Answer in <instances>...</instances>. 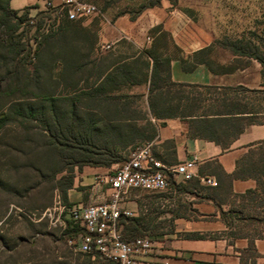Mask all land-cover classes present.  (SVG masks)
Returning a JSON list of instances; mask_svg holds the SVG:
<instances>
[{
    "label": "crops",
    "instance_id": "0c3cea01",
    "mask_svg": "<svg viewBox=\"0 0 264 264\" xmlns=\"http://www.w3.org/2000/svg\"><path fill=\"white\" fill-rule=\"evenodd\" d=\"M43 1L21 3L40 7ZM94 18L81 20L96 35L93 56L101 57V80L104 87L108 85L103 96L108 94L115 99H103L94 105L87 102L82 108L94 128L92 139L97 153L92 157L104 164L75 167L73 184L66 190L67 201L103 202L110 189L100 177L124 161L135 145L150 142L153 157L166 164L196 156L190 179L173 174L162 191L131 190L126 194L124 205L132 210L133 217L143 214L145 204L170 207L152 220L166 219L171 229L151 239V253L141 255L137 264H264V231L233 232L221 216L228 214L246 191L256 188L254 178L233 174L241 156L264 140V123L247 124L239 133L232 131L231 124L218 125L211 129L219 138L214 140L198 133L206 118L179 114L157 117L149 107L152 72L154 77L164 78L167 69L171 82L213 86L220 92L224 87L237 85L260 88L259 62L247 57L238 65L239 56L227 51L219 61L221 68L210 70L200 59L199 51L211 46L213 37L169 0H160L134 17L123 11L112 17ZM150 47L162 57L154 61L145 52ZM163 57H168V62L161 60ZM221 96L217 93L212 98L219 101ZM180 101L183 103V98ZM205 103L213 100L206 99ZM180 109L179 106L177 110ZM201 130L208 131L202 127ZM213 166H219L223 174L214 171ZM208 178L214 179L215 184L207 183ZM80 186L89 188L83 190ZM195 186L207 192L197 191ZM194 233L203 236L194 237Z\"/></svg>",
    "mask_w": 264,
    "mask_h": 264
},
{
    "label": "trees",
    "instance_id": "16d2710c",
    "mask_svg": "<svg viewBox=\"0 0 264 264\" xmlns=\"http://www.w3.org/2000/svg\"><path fill=\"white\" fill-rule=\"evenodd\" d=\"M159 2L160 0H150L129 14L134 17L144 8L157 5ZM53 11L55 15L52 24H48L47 27H39L41 24L39 22L34 24L38 30L42 28L38 31L40 37L36 41V47H19L15 37L11 35L16 26L9 25L18 9L11 8L10 0H0V49H6V52L11 54L12 63H9L8 73L0 78V95H6L8 98L15 92L20 94V97H13L11 101H7V110L0 113V127L5 125L7 120H17L18 117L24 124L35 123L34 126L43 138L41 143L43 157H54L51 159L54 163L60 161L62 165L60 164L54 172L67 170L70 173L61 194L63 201H67L66 190L73 184L74 168L104 164L97 160L98 158L92 157L97 153L92 139L94 128L92 120L87 122L82 108L87 102L91 105L101 104L103 99L110 101L115 97H109L108 94L103 96L108 85L104 87L101 80V57L96 59L93 56L95 32L83 26L80 18L69 19L65 14L60 15L56 9ZM46 17L50 19L51 15ZM251 34L257 38V44L250 39H235L230 43L229 50L234 55L253 58L259 62L262 77L260 88L237 85L224 87L219 92L213 86L171 82L165 69L164 78L154 77L153 72L151 74L149 84L151 112L157 117L179 114L206 118L207 120L201 121L198 133L210 136L214 140L219 138L211 129L218 125L228 127L231 124L232 131L239 133L247 124L264 123V32L263 35ZM212 45L199 53L205 54ZM145 52L154 61L162 57L152 47ZM33 58L35 63L30 64V69L27 65ZM163 58L161 60L168 62V57ZM200 59L210 70H215L205 57ZM19 73L22 78L19 77ZM217 93L222 95L219 101L212 98ZM181 98L183 103L180 101ZM206 99H212L213 103L206 104ZM179 106L181 109L177 110ZM226 115L232 118H226ZM201 127L208 131H202ZM262 157H264V140L254 144L241 156L233 176L240 178L249 176L255 179L256 186L260 185L261 166L264 165ZM249 168L253 169L252 173L248 172ZM213 169L221 170L219 166H213ZM250 192L253 190L246 191V193ZM224 221L229 224L225 219ZM66 223L67 231L69 227L76 226L70 220H66ZM119 223L122 234L127 238L144 234L148 226L142 215L121 216ZM192 236L203 235L194 233ZM81 254L97 262L103 259L98 255ZM108 262L111 264L110 261Z\"/></svg>",
    "mask_w": 264,
    "mask_h": 264
},
{
    "label": "rangeland",
    "instance_id": "374dc122",
    "mask_svg": "<svg viewBox=\"0 0 264 264\" xmlns=\"http://www.w3.org/2000/svg\"><path fill=\"white\" fill-rule=\"evenodd\" d=\"M81 1L95 5L96 13L78 17L91 21L95 19L94 17L103 18L104 15L112 17L123 11L134 12L150 0ZM169 1L176 4L192 21L204 27L213 37L212 47L199 57H205L216 70L221 68L219 61L227 51H230L229 45L232 41L242 38L250 39L257 44V38L251 33L263 35L264 0ZM22 4L21 0H13L11 3L12 7H21L9 22V25L16 26L11 35L15 37L19 47L34 48L40 37L38 31L42 29L38 30L34 24L41 23H38L39 27L52 24L55 15L53 10L56 7ZM47 15H51V18H47ZM246 58L238 57L237 64H243ZM9 63L11 54L6 52V49H0V78L8 73ZM33 63L34 58L27 66L31 69L30 64ZM19 77L22 78L20 73ZM5 83L6 81L2 83V87ZM18 96L20 97L18 92L8 98L6 95H0V113L7 110V101ZM16 119L7 120V123L0 127V264H110L104 259L97 262L73 251L68 240L80 229L73 226L67 231L68 218H64V223H50L48 217L43 215L44 209L52 206L55 200H63L62 187L70 173L67 170L54 172L61 163L51 161L54 157H43L41 145L43 138L34 126L35 123L24 124L20 122L19 117ZM251 169L249 168L248 172L252 173ZM261 169L260 185L256 186L253 192L239 197L238 201L232 204L233 209L228 214H221L233 228V232L259 234L264 231V165ZM80 188L84 190L89 187ZM195 188L197 191L207 192L205 188L197 186ZM158 195L163 197L162 193ZM168 209L170 207L167 204L156 206L145 204L142 217L148 226L146 232L139 235L152 239L155 235L169 231L171 226L166 219L152 220V217ZM151 249L152 244L145 249L143 255L151 253Z\"/></svg>",
    "mask_w": 264,
    "mask_h": 264
},
{
    "label": "built area",
    "instance_id": "2783aa9c",
    "mask_svg": "<svg viewBox=\"0 0 264 264\" xmlns=\"http://www.w3.org/2000/svg\"><path fill=\"white\" fill-rule=\"evenodd\" d=\"M44 6L56 7L61 15L69 19L88 16L97 12L95 5L81 0H44ZM197 157L176 164H166L153 157L151 143L135 146L127 159L112 172L100 179L108 185V197L100 203L84 204L80 201L55 200L44 209L43 215L50 223H64V218L72 221L80 230L68 240L73 251L98 255L112 264H137L145 249L151 245L149 236L125 237L121 232V216H132V210L125 207V196L131 190L162 191L168 186L170 175H180L183 179L193 176ZM215 184V180H205Z\"/></svg>",
    "mask_w": 264,
    "mask_h": 264
}]
</instances>
